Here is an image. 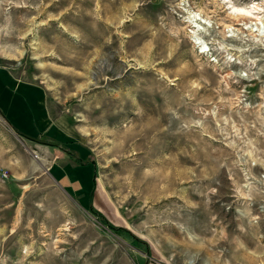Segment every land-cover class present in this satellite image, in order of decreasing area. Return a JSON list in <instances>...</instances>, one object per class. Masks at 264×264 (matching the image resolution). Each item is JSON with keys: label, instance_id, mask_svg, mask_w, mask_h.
<instances>
[{"label": "rangeland", "instance_id": "374dc122", "mask_svg": "<svg viewBox=\"0 0 264 264\" xmlns=\"http://www.w3.org/2000/svg\"><path fill=\"white\" fill-rule=\"evenodd\" d=\"M237 23L0 0V264H264V47Z\"/></svg>", "mask_w": 264, "mask_h": 264}, {"label": "bare ground", "instance_id": "6f19581e", "mask_svg": "<svg viewBox=\"0 0 264 264\" xmlns=\"http://www.w3.org/2000/svg\"><path fill=\"white\" fill-rule=\"evenodd\" d=\"M222 1L226 4L229 14L238 19L236 25H242L241 29L248 31L249 34L259 40L264 47V0H249L245 4H236L234 0ZM193 26L199 28L198 24L193 23ZM227 28L235 30L234 27L232 28V25H228ZM227 74L229 75L231 73ZM245 76L247 75H240L243 79H245ZM72 175L77 178V180L84 178V175H81L79 172H73Z\"/></svg>", "mask_w": 264, "mask_h": 264}, {"label": "trees", "instance_id": "16d2710c", "mask_svg": "<svg viewBox=\"0 0 264 264\" xmlns=\"http://www.w3.org/2000/svg\"><path fill=\"white\" fill-rule=\"evenodd\" d=\"M69 152V158L78 166H85V165H89V164H93V160L86 158L83 159L79 154H77L76 152H72V151H68ZM96 174V171L94 170V176ZM94 185H95V181H94ZM94 188H92L91 193H90V201L92 202L93 196H94ZM95 214L100 217L103 218L102 214L99 212L94 211ZM108 226L110 227V229L116 233H121L123 231L125 232H129L128 230L124 229L123 227H115L112 226L110 224H108Z\"/></svg>", "mask_w": 264, "mask_h": 264}, {"label": "crops", "instance_id": "0c3cea01", "mask_svg": "<svg viewBox=\"0 0 264 264\" xmlns=\"http://www.w3.org/2000/svg\"><path fill=\"white\" fill-rule=\"evenodd\" d=\"M26 111L29 113L30 116L33 115L32 109H26ZM28 113H26V114H28ZM36 121H38V119ZM40 122H43V119H41ZM12 123L18 129V131L21 132V133H22V130L23 131H25V130L27 131L29 128H33V126H32V123H33L32 120H31V122L28 121L27 119L26 120H15V121L12 120Z\"/></svg>", "mask_w": 264, "mask_h": 264}]
</instances>
